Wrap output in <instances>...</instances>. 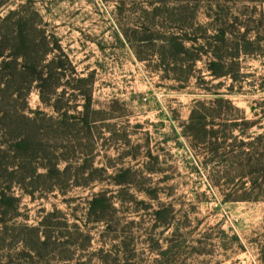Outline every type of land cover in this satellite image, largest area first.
I'll list each match as a JSON object with an SVG mask.
<instances>
[{"label": "rangeland", "instance_id": "rangeland-1", "mask_svg": "<svg viewBox=\"0 0 264 264\" xmlns=\"http://www.w3.org/2000/svg\"><path fill=\"white\" fill-rule=\"evenodd\" d=\"M221 32L253 42L236 66L214 43L241 93L203 86L251 118L264 0H0V264H264V203L223 204L181 135Z\"/></svg>", "mask_w": 264, "mask_h": 264}, {"label": "trees", "instance_id": "trees-1", "mask_svg": "<svg viewBox=\"0 0 264 264\" xmlns=\"http://www.w3.org/2000/svg\"><path fill=\"white\" fill-rule=\"evenodd\" d=\"M221 33L220 37L211 38L213 44H208L212 50L209 53L213 56L208 69L211 81L206 82L205 78L201 77V82L198 83L204 95H213L215 98L196 101L195 110L181 127V135L189 142L194 152L193 172L200 174L203 170L206 173L211 188L223 194V204L264 203V99L249 105L250 113L253 115L250 118L246 108L238 106L229 98H218L221 93L215 87L203 86L210 84L212 80L226 77L231 80V84L224 94L241 93V88H237L236 85L240 80V74L231 69L224 70L221 64L223 58L219 55L221 48L216 44L221 43L234 51L229 57L236 66L239 65L238 60L241 56L252 54L249 47L253 42L246 34L242 36L241 41L235 37V41L228 40L226 35ZM162 42L163 54L171 63L190 61L195 66L202 58L200 54L188 56L194 47L190 49L187 44H196V41L187 36L173 34L164 38ZM1 54L0 51V57ZM182 56H187L188 59ZM91 105L89 100L86 107L88 111ZM17 146L24 148L27 141L20 139ZM2 154L3 151H0V166ZM0 194L4 198L7 197L6 193Z\"/></svg>", "mask_w": 264, "mask_h": 264}, {"label": "built area", "instance_id": "built-area-1", "mask_svg": "<svg viewBox=\"0 0 264 264\" xmlns=\"http://www.w3.org/2000/svg\"><path fill=\"white\" fill-rule=\"evenodd\" d=\"M146 100V99H145Z\"/></svg>", "mask_w": 264, "mask_h": 264}]
</instances>
